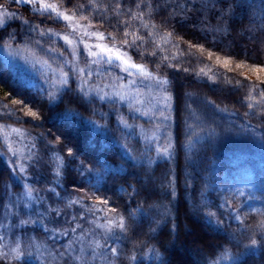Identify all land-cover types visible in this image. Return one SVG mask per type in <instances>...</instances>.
I'll use <instances>...</instances> for the list:
<instances>
[{
    "label": "trees",
    "instance_id": "16d2710c",
    "mask_svg": "<svg viewBox=\"0 0 264 264\" xmlns=\"http://www.w3.org/2000/svg\"><path fill=\"white\" fill-rule=\"evenodd\" d=\"M59 2L64 9L89 4V0H71V5L67 0ZM95 2L101 11L92 13L85 9L84 14L110 38L114 26L118 27L116 43L123 44L124 30L130 32L129 41L133 40L131 33L140 37L137 46L126 48L135 62L144 63L154 75L170 81L164 86L167 89L164 94L170 99L166 100L167 107L150 111L147 116L150 120H146L115 101H102L91 95L81 102L72 79V91L68 95H63L68 91L66 87L56 94L34 89L0 57V112L14 113L11 119L0 117V125L6 126L10 143L15 137L14 133L10 136L11 128L22 130L27 139L26 157L33 154L24 165L25 177L18 170L13 173L7 162L10 154L4 134L0 133V264H65V259L70 264H82L78 259L79 244H75L77 251L71 256L64 253L81 232L60 233L69 226L71 215H84L79 205L75 210L65 205L85 192L97 198L85 200V204L107 198V207L117 209L116 213L100 212L96 217L88 216L80 221L85 229L95 230L86 238L85 245L93 236L103 244L97 250L103 255H97L94 261L86 257L87 264H108L109 259L113 264H264L261 242L264 237L255 228L264 220V210L251 212L243 219L235 215L238 204L261 198L264 190H248L237 201L226 204L217 182L230 163L233 166L242 161L264 162V118L259 114L260 104L264 103L259 95L264 90L260 80L264 77L259 71L257 76L244 72V68L264 67V0H144L154 6L157 2L180 4L186 10L161 7L150 17L149 9H144V21H150L147 29L130 16L121 15L117 20L114 12H108V19L101 23L104 7L119 0ZM135 2L123 0L124 4ZM22 8L25 13L20 17L40 25L46 33L48 25L56 22L49 18L52 21L49 23L47 16L41 15L32 20L29 17L34 14L29 8ZM229 8L234 11L225 15ZM125 11L126 8L122 9ZM9 34H13L12 38ZM0 37H3L1 47H18L48 59L53 56L47 51L49 47L64 51L60 43L56 48L54 38L39 36V29L28 32L19 19L8 22L7 28L0 30ZM153 50L155 57L148 55ZM140 52L145 55L141 56ZM173 55L175 60L171 59ZM164 56L169 60H162ZM225 59L229 61L227 66ZM169 63L172 68L167 67ZM238 64L243 66L237 67ZM102 70L99 77L102 76L103 83L120 75L116 65L105 64ZM252 86L255 90L249 101L247 94ZM49 94L63 95V103L57 100L49 104ZM12 100L27 102L24 111L19 110L20 104H12ZM93 100L95 103H91ZM249 103L253 104L252 109L248 108ZM5 104L7 109L3 108ZM29 108L37 111L40 119L26 116ZM117 112L131 127L118 122ZM154 115L157 119H153ZM16 116L21 118L20 122ZM164 116L168 117L166 121ZM158 123L161 127L157 130L160 136L157 142H162L165 136L171 138V158L159 159L140 130L141 126L154 130ZM189 125L193 127L190 129ZM57 136L61 140L54 143ZM125 144L135 159L129 158ZM69 147L75 158L67 155ZM81 160L88 167L95 166L93 174L78 171ZM61 161V174L57 177V164ZM256 178L264 185V171H257ZM25 184L36 190L31 203L26 197ZM53 187L61 194L59 203L49 191ZM93 188L98 191H90ZM28 203L31 209L25 206ZM57 207L64 213L59 217L47 211ZM208 212L216 215L210 218ZM116 216H123L132 227L120 241L110 239L104 244L103 228H96L89 221L95 220L103 226L106 224L103 217ZM22 220L29 223L23 224ZM252 231L257 232L256 245L248 239ZM115 232L119 234V229ZM190 236H194L193 248L198 247L201 255L187 251L191 248ZM116 243L120 253L112 256L109 245L114 247ZM13 248L19 249L22 259H14ZM238 252L243 255L237 260Z\"/></svg>",
    "mask_w": 264,
    "mask_h": 264
},
{
    "label": "snow or ice",
    "instance_id": "6c2138e0",
    "mask_svg": "<svg viewBox=\"0 0 264 264\" xmlns=\"http://www.w3.org/2000/svg\"><path fill=\"white\" fill-rule=\"evenodd\" d=\"M11 3L15 4H21L31 6V11L33 14H39L41 16H44L47 14L48 18H52L53 14L57 20H63L66 22V27L70 29L69 34L65 35H59L58 33L52 32L50 29L46 33L43 28L40 27V25L31 24L28 20L23 19L19 16L18 13L11 12L10 10L0 8V30L7 28V20H14L19 19L21 20V24L26 26V30L28 32H36L39 29V36L44 37L46 35L49 36H57L59 39L64 41L65 46L67 47V50L70 52L71 56L73 57L72 61L64 60L63 65H61L59 68H53L52 71L55 74L57 71L59 72L60 77V84L67 88V92H65L63 95H68L71 91V79L72 74H75L76 79L79 81L77 85V99L83 102L85 97L91 96L92 91L94 90L96 92V95L103 101L105 99H108L111 101V97H116L119 99V101H123L125 98H128L129 100V109L130 111H139L135 107V105L132 103L133 99H136V103H142L139 99L136 98L134 94H130L128 91V88H130L132 85H134L136 82L131 81L128 86H125L124 84L119 83V81L123 80L124 77L116 76L115 80L117 82L116 86L114 87L113 92L111 93V96L107 92L104 91V88H101L99 86L93 87H86V80L88 77H91L93 74V69L90 65H87L84 68L78 67V61L79 57L81 55L79 51V45L83 44L84 50L86 51L87 58L90 60L91 65H101L103 63H107L109 66H111V63L113 60H116L119 62L121 66V71L126 73L127 77H131L134 74L137 75L139 78H143L149 81H154L157 87L161 88L162 91H167L166 85L170 83V81L166 78H161L158 75H154L152 72L148 70L146 65L144 63H135L132 60V57L127 54V52H122L120 48L115 46V41L117 39V35L119 34V28L114 26L113 34L111 35V40L113 41L112 46H108L103 43H89L88 39H91L92 37H95L97 41H104L107 37L102 32H89L87 29L95 27L94 24H92L91 19L89 16L84 14V10L88 9L92 13H95L100 10V5L95 2V0H89L88 5H78V6H72L71 9H65L61 10V7L57 3H49L48 0H10ZM68 4L71 5V0H67ZM172 7L173 11L176 9H180L181 12H185L186 10L180 5H168L165 3L164 5H161L159 2L155 4V6L152 3H144V0H136L134 4H124L123 0H119V2L106 5L104 9L101 12V23H103L107 17L108 12H114L115 16L117 17V20H119V17L121 15L130 16L132 20H139L140 24L147 29L149 27V23H146L144 21V9H149V12L147 13L150 17L155 13L156 8H167ZM201 7H207L206 5H202ZM127 9V11L122 12V9ZM135 9V10H134ZM234 10L232 8H229L225 15L232 14ZM223 18V17H222ZM88 20L89 23L87 27H85L83 24H81V21ZM127 25V21L124 22ZM151 27L155 28V24H152ZM152 33H149L151 35ZM13 34H9V38H12ZM124 39L122 40V43L126 47H135L137 46V41H139L141 38L136 36L135 33H131L133 36V40L129 41L127 37L130 35V32L128 30H124L122 33ZM167 36H171V33H167ZM3 38V37H0ZM37 44H40V41H36ZM154 43V41H153ZM191 48L192 45H189ZM203 50V49H201ZM49 53H52L54 56L58 57H64V51L63 50H57L55 48L49 47L47 49ZM141 56L145 55V52H140ZM148 55H151L153 57L156 56V51L153 50L151 53H148ZM212 53H209V58H211ZM106 57V59H105ZM171 59L175 60L176 57L173 55ZM219 59V58H218ZM162 60H169L168 56H164ZM44 64H48V62L45 60L43 61ZM225 66L229 63L227 59L224 61ZM51 68V65H48ZM65 66L69 69V71H65ZM243 65L238 64L237 67H242ZM157 67H160V65H157ZM167 67L172 68L173 65L169 63ZM178 70V69H177ZM184 71H188V69H184ZM203 71V70H202ZM252 71H260L264 72V67L261 68H253ZM96 75H99V72H96ZM259 79V78H258ZM239 83V82H238ZM261 84H264V80H260ZM105 88L108 87V85L104 86ZM255 90V86H252L247 94V99L251 101L253 99L252 97V91ZM138 91V90H137ZM63 95H53L49 94L48 96V103L54 104L57 100L59 102L63 103ZM262 100H264V90H262L259 93ZM165 100L170 99V97L165 96ZM27 102L24 101H18V100H12V104H20L21 108L20 111H24V104ZM91 103H95V101H91ZM211 103V102H208ZM115 107V105H113ZM249 109L253 108V104L249 103L248 105ZM167 107V105H166ZM3 108L7 109V105H3ZM260 116L264 118V103L260 104ZM219 110V109H218ZM70 111V110H69ZM145 116L147 113H143ZM13 111L7 110L4 112H0V117L4 118H13ZM25 115L32 117L33 119H40L39 113L37 111H32L31 108L27 109L25 111ZM77 115H79L77 113ZM249 113H245V116H248ZM17 122H20L21 118L19 116L15 117ZM168 119L167 116H164V120L166 121ZM117 120L119 123H121L124 127H131V125L128 124V122L124 119V117L117 112ZM161 125L158 123L155 125V128L152 132V139L156 140L157 137V130ZM193 126L189 125V128L191 129ZM6 126L0 125V133L4 134L5 142H6V150L7 153L10 154L7 156V162L11 165L13 173L16 172V170H19V173L21 174V177L23 178V174L27 171V169L24 167L23 160L26 159L25 157H22L18 154V151L13 148L12 144L8 142V136L7 132L5 131ZM141 130L143 131V128L141 126ZM11 132L16 133L17 135L21 136V138L24 137V133L18 129V128H11ZM194 134V133H193ZM61 140V137L57 136L55 138L54 143H59ZM189 145H191V140H189ZM35 143H33L32 147H35ZM125 151L128 153L130 159H135L136 157L132 156L131 152L128 149V146L125 144ZM173 145L171 142V138L169 137L168 143L166 145H159L157 144V147L155 148V151L158 155H163L167 158H171L172 156V149ZM146 154V153H145ZM2 155V154H0ZM33 154L29 153V157H31ZM67 155L69 157H74L73 149L71 147L67 150ZM18 161H20L18 163ZM62 161L57 164V171L55 175L57 177L60 176L59 168L62 166ZM107 162H105L106 166ZM94 167H88L85 164V161L81 160L80 165L78 168V171L81 173H88L89 175L93 174ZM24 188L26 190V197L29 201L33 198V192L36 191L35 189L31 188L28 184L24 185ZM52 193L55 194V196L58 198V203L62 199L61 194L56 191L55 187L49 189ZM90 191H98V189H90ZM37 199H41L42 197L37 196ZM97 198L95 196H89L87 192L83 194V196H78L76 199H69L67 204L65 205L66 208H72L75 210L76 206L79 205L80 209L83 210L84 215L74 214L71 215V220L68 221V227L63 229L61 231V235H68L73 234L75 235L77 231L79 230L81 232V235L77 236V239L73 244H70L68 248H65L64 253H67L68 256H71L72 252L77 251V248L75 247V244H79V257L78 259L82 262V264H87L86 257H90L91 260H95L97 258V255H103V253H98V249H101L103 247V244L100 240H97L95 236H93V239L91 241H88L87 246L85 245V240L88 236L93 235L94 229H85L83 225L80 223V221L85 220L88 216L96 217L97 213L100 212H108V213H116L117 209L114 207H107L109 205V200L107 198L102 200H97V203L92 204H85V200H96ZM97 204L103 205L104 207H98ZM27 206V205H25ZM47 211L50 213H54L56 217H59L60 215L64 214L60 208H50ZM134 216V214H132ZM207 215L211 218L214 217L216 214L213 212H208ZM102 219L106 220L105 225H100L96 223L95 220L89 221L90 223L96 224V228H103V236L102 239L104 241V244H107L108 240H114V241H120L124 237L127 236L128 231L131 229L132 225L126 223L123 216H116L113 218L103 217ZM237 219H239V216H237ZM21 223L27 224L29 223L28 220H22ZM220 221L217 220V224H219ZM243 223V221H241ZM75 226H72V225ZM119 229V234L115 232V229ZM255 228L259 229V235L261 237H264V220H261L259 224L255 225ZM46 231H48L47 227L45 228ZM251 230V229H250ZM257 232L252 231V234L248 237L252 245L257 244L256 239ZM264 243V240L261 241ZM110 247L112 256H116L117 249L114 247ZM248 247V245H245V248ZM12 252L15 254L14 259L20 260L22 259V255L19 253L18 248H13ZM64 253H61V256H64ZM5 256L7 254H4ZM236 258L238 260V257L240 255H243V252H238L235 254ZM65 264H70V262L65 259ZM108 264H113V262L109 259ZM163 264V262H161Z\"/></svg>",
    "mask_w": 264,
    "mask_h": 264
},
{
    "label": "rangeland",
    "instance_id": "374dc122",
    "mask_svg": "<svg viewBox=\"0 0 264 264\" xmlns=\"http://www.w3.org/2000/svg\"><path fill=\"white\" fill-rule=\"evenodd\" d=\"M49 3H57L60 5L59 0H48ZM25 5L21 4H15L11 3L10 0H0V8H4L7 10H10L11 12L18 13L19 16L22 15L23 11L25 13V10H23L22 7ZM31 9V6H25ZM61 10H65L61 5ZM28 12V11H27ZM32 13V11L30 10ZM33 14V13H32ZM39 14H34V16L31 15L29 17L32 20H37ZM44 16H47L45 14ZM53 20L56 22H53V24L48 25L46 29H51L52 32L58 33L59 35H65L70 33V29L66 27V22H64L62 19L57 20L53 14L52 16ZM49 23H52V21L48 18ZM43 20V18H41ZM11 20H7L6 23L10 22ZM81 24H83L85 27H87L88 23L81 21ZM57 25V26H56ZM55 28V29H54ZM89 32H102L105 34L107 37L104 41H97L95 37H92L91 39H88L87 37L85 38L88 40L89 43H103L108 46L113 45V41L111 40L110 36H108L102 29L97 28V27H92L87 29ZM49 36V35H48ZM55 39L56 43L55 46L56 48L58 47V44L60 43L62 48L64 49V57H58L54 56L52 53L49 54L50 56L53 55L51 58H44L39 56L38 54L31 53L25 49H21L18 47H1L0 46V57L3 58L6 63L10 66L12 70H14L18 75L23 77L25 80L29 81V84L31 87L34 89L42 90V89H47L52 91L54 94L56 92L58 93L65 87L60 84V77H59V72L57 71L55 74L53 73L52 69L53 68H59L61 65H63L64 60H69L72 61L73 57L71 56L70 52L67 50V47L64 44V41L59 39L57 36H50ZM115 46L120 48L122 52H127V54L130 56L128 49L126 46L120 43H116L115 41ZM79 51L81 53L78 61V67L84 68L87 65H90L91 68L93 69V74L91 77H88L86 80V87H93L95 88L96 86H99L101 88H104V91L111 96V93L114 90V87L116 86L117 82L115 80V77L110 80V82L106 83V81L103 83L101 82V77L99 75L102 73V69H105V64L103 63L99 66L97 65H91L90 60L87 58L86 51L84 50L83 44L79 45ZM106 59V57H105ZM47 61L48 64H44L43 61ZM133 60V59H132ZM133 62H135L133 60ZM137 63V62H135ZM51 65V68L48 66ZM111 65H116L118 67V71L120 73L119 76L124 77L123 80L119 81V83L124 84L125 86H128L131 81H135L136 83L132 85L130 88H128V91L130 94H134L137 99L142 101V103H136V99L132 100V103L135 105L139 111H133L136 115L139 117H142L146 120L149 112L152 110H155V108H161V107H166L167 103L166 100L164 99L165 94L164 91L161 90V88L157 87L154 81H149L143 78H139L137 75H133L131 77H127L126 73L121 71V66L118 61L113 60ZM109 68H107L108 70ZM253 68H244V72L247 75L250 76H257L258 71H252ZM65 71H69V69L65 66L64 68ZM99 72V75H96V72ZM108 73V72H107ZM259 73L264 77V72ZM260 75V76H261ZM259 77V76H258ZM162 78V77H161ZM72 80L76 82L78 85L79 81L76 79L75 74H72ZM105 85H108V87H104ZM138 90V91H137ZM92 96L99 98L96 95V92L93 90L92 91ZM104 101H109L108 99H105ZM111 101L118 102L119 104H123L127 107H129V100L128 98H125L122 102L119 101L118 98L116 97H111ZM148 111L147 115L145 116L143 113ZM158 111V110H157ZM153 119H157V117L154 115ZM143 128V136L144 139L147 141L149 148L154 149L155 155L158 156L159 159L167 158L163 155H158L157 152L155 151V148L157 147V144L163 146L166 145V141L169 140L167 136H165L164 139H162V142H157L159 140L160 136L157 134L156 140L152 139V129L148 128ZM141 130V128H140ZM22 131V130H21ZM13 132L10 131V136ZM24 133V132H23ZM14 138L12 140V146L14 149L18 151V154L22 157H25L26 159L23 160L24 165L28 162V160L32 159V157H26L28 151H27V144L25 136L21 138V136L17 135L14 133ZM151 149V150H152ZM20 161H18L19 163ZM232 163L229 164L228 169H226L224 172H221L218 176V186L220 190V194L222 197V200L227 204L231 203L232 201H237L239 197L244 196L246 194V191H256V190H264V185H261V183L258 181L256 178V172L257 171H264V162H257V161H242V162H237L235 165ZM18 170V169H17ZM18 174L19 173L18 170ZM18 176V175H17ZM23 176H26V172L23 174ZM264 183V182H262ZM29 201V200H28ZM31 203V201H29ZM14 202H11L10 205L13 206ZM19 205V203H18ZM27 208L31 209L32 205L29 203L27 204ZM21 210V209H20ZM257 210H264V195L261 198L258 199H250L247 202L240 203L236 206L235 208V215L236 217L239 216V219H243L246 217L249 213L257 211ZM193 237H189V244L191 248L187 250L189 253L193 252L197 253L198 255H201L200 249L197 247V249H194V242H193ZM118 246L119 243H116L114 248L117 249L118 251ZM187 252V253H188ZM200 253V254H199ZM196 254V255H197ZM41 259V258H40ZM42 260V259H41Z\"/></svg>",
    "mask_w": 264,
    "mask_h": 264
}]
</instances>
